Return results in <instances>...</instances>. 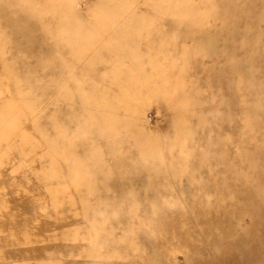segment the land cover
Masks as SVG:
<instances>
[{
  "label": "rangeland",
  "instance_id": "obj_1",
  "mask_svg": "<svg viewBox=\"0 0 264 264\" xmlns=\"http://www.w3.org/2000/svg\"><path fill=\"white\" fill-rule=\"evenodd\" d=\"M25 6L7 49L23 156L70 184L63 264H264V0Z\"/></svg>",
  "mask_w": 264,
  "mask_h": 264
},
{
  "label": "crops",
  "instance_id": "obj_2",
  "mask_svg": "<svg viewBox=\"0 0 264 264\" xmlns=\"http://www.w3.org/2000/svg\"><path fill=\"white\" fill-rule=\"evenodd\" d=\"M24 8V0H0V264H63L72 219L70 198L59 187L70 184L40 177L37 152L23 156L16 95L22 53L7 46L21 41ZM35 148L31 143L28 152Z\"/></svg>",
  "mask_w": 264,
  "mask_h": 264
}]
</instances>
